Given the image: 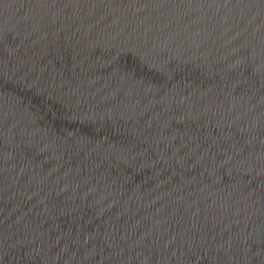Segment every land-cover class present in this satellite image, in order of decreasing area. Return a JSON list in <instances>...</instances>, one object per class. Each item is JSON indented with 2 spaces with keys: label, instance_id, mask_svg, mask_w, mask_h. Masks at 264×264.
Wrapping results in <instances>:
<instances>
[{
  "label": "water",
  "instance_id": "obj_1",
  "mask_svg": "<svg viewBox=\"0 0 264 264\" xmlns=\"http://www.w3.org/2000/svg\"><path fill=\"white\" fill-rule=\"evenodd\" d=\"M0 264H264V0H0Z\"/></svg>",
  "mask_w": 264,
  "mask_h": 264
}]
</instances>
